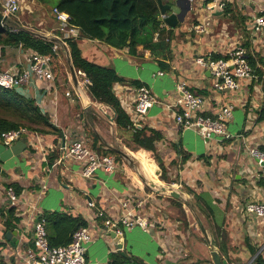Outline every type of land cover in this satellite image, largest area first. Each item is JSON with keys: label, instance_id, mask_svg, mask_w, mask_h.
Segmentation results:
<instances>
[{"label": "crops", "instance_id": "1", "mask_svg": "<svg viewBox=\"0 0 264 264\" xmlns=\"http://www.w3.org/2000/svg\"><path fill=\"white\" fill-rule=\"evenodd\" d=\"M189 1L191 9L173 28L159 13V28L167 37L169 50H158L156 56L142 46L131 54L127 48L77 38L84 59L112 69L123 80L113 90L133 129L159 136L154 147L168 182L161 180V168L151 152L131 142L133 148H129L123 142L126 137L117 132L115 112L90 99L79 84L80 78L71 76L68 52L62 51L65 59L51 82L30 79L18 88L22 96L35 102L42 116L49 117L58 135L26 132L20 155L0 163V264H26V250L34 248L35 221L45 213L71 216L86 224L92 241L85 264H191L210 260L201 225L206 233L217 236L227 264H254L259 255L264 260V220L245 210L249 203L264 204V167L249 155L253 148L264 149V30L255 33L252 28L254 19L264 14V0H226L222 12L209 11L208 0ZM28 2L19 0L14 16L19 23L23 10L29 11ZM162 3L172 5L173 0ZM197 26H203L204 31L196 32ZM36 28L38 35L53 38L57 23L52 18L51 23L39 22ZM157 40L154 35L153 41ZM238 46L245 50L249 65L255 66L251 67L254 77L241 81L235 91L218 90L207 60L227 57ZM25 57L18 47L3 48L0 71L22 72ZM179 82H185L191 94L204 99V116L214 118L221 108L233 107L227 123L228 138L202 137L175 124V109L168 106L178 98ZM140 86L149 89L155 99L141 117L134 111L135 89ZM80 96L87 99L88 108ZM73 139L82 140L93 151L114 149L125 164L115 161L113 172L99 170L91 179H83L80 164L64 156ZM56 151L59 158L49 166L47 158ZM181 151L187 156L183 161ZM134 163H139L143 175L133 169ZM11 185L20 189L13 204L7 195ZM164 187L179 193V199L162 192ZM168 199L176 200L182 209ZM137 200L143 201L136 212L147 221V231L138 226L123 229L114 239L102 233L98 211L106 218H117ZM10 208H14L19 223L6 229L4 221ZM7 232L14 233L16 242L6 238Z\"/></svg>", "mask_w": 264, "mask_h": 264}, {"label": "trees", "instance_id": "2", "mask_svg": "<svg viewBox=\"0 0 264 264\" xmlns=\"http://www.w3.org/2000/svg\"><path fill=\"white\" fill-rule=\"evenodd\" d=\"M39 3L49 5L66 13L69 16V23L79 29L78 39H90L104 42L107 45L117 48H127L133 54L138 46L150 51L156 56V51L168 52L169 45L166 43V36L159 28V9L156 0H37ZM2 0H0V11ZM52 15V14H51ZM15 16V15H14ZM10 17L4 26H0V50L6 47H18L26 54L33 53L45 56L50 59V66L53 75H58L61 70L62 51H52L57 43L56 37L60 36L56 30L53 38H43L38 33L27 29L18 22L17 18ZM53 17V16H52ZM54 19V17H53ZM55 20V19H54ZM16 28L17 31H12ZM158 34L157 42H154V35ZM78 39H66L69 60L75 71L80 72L89 81L87 94L90 99L98 104L110 107L115 112L114 123L117 132L132 145L152 153L155 161L161 168V180L168 182L166 172L158 159L155 142L159 136L156 133L143 130H134L132 122L123 110L113 87L123 83L115 72L106 67L96 65L87 61L81 56L77 46ZM220 57H214L218 59ZM249 59V58H248ZM251 67H255L251 64ZM25 129L27 132L39 134L58 135V130L50 124L47 115L42 116L33 100L22 96L18 88H0V134L9 130ZM129 134V137L127 135ZM91 149V148H90ZM94 149V148H93ZM92 150V149H91ZM93 151V150H92ZM99 156H112L115 161L125 164L119 152L111 150L96 151ZM59 151L53 152L47 158V163L52 166L59 158ZM182 161L187 156L181 151ZM175 164V163H174ZM12 187L16 196L20 189ZM8 188V187H7ZM175 206L181 208L176 200L168 199ZM183 215V211L181 210ZM14 208H10L6 214L4 225L6 229H13L18 226V219L14 217ZM45 222L46 237L49 246H65L70 243L72 235L80 228H86V224L77 218L60 215L58 213H45L40 216ZM216 241L218 240L215 236ZM218 245V241H217ZM219 252H222L220 244ZM189 264V263H181ZM191 264H212L210 260L198 261ZM254 264H264L262 256L254 260Z\"/></svg>", "mask_w": 264, "mask_h": 264}, {"label": "built area", "instance_id": "3", "mask_svg": "<svg viewBox=\"0 0 264 264\" xmlns=\"http://www.w3.org/2000/svg\"><path fill=\"white\" fill-rule=\"evenodd\" d=\"M226 0H208L207 9L209 11L225 10ZM19 0H2V15L6 21L16 15L19 11ZM54 17L60 36L56 37L57 43L52 47V51L58 50L67 52L66 39H77L79 29L69 23V16L53 8L51 11ZM164 19V16H161ZM5 21V22H6ZM0 22V26H4ZM253 31L260 33L264 30V14L257 16L252 24ZM196 32L204 31L203 26L194 28ZM16 32L17 29L13 28ZM158 34H155V38ZM26 68L22 72L15 70L0 71V88L12 89L25 86L30 79L37 81L51 82L53 73L50 66V59L45 56L33 53L26 54ZM199 63L204 61L199 60ZM207 67L216 80L215 87L218 90L235 91L239 88L241 81L254 77L253 70L248 63L245 50L241 47L233 48L224 58L208 59ZM80 78V85L84 91H87L90 85L89 81L80 72H75ZM161 74V73H160ZM178 98L175 103L168 106L175 109V124L183 129H192L199 133L202 137L219 136L220 138H228L227 123L232 117L233 107L228 105L220 109L217 117H207L201 113L204 99L201 96L191 94L185 82H179L176 86ZM69 96V93L65 94ZM155 104L151 91L146 87L140 86L135 89V106L134 111L138 116H144L149 109ZM25 129L9 130L0 134V141L6 147H9L22 135L26 134ZM249 155L258 165L264 167V149L253 148L249 151ZM64 156L72 159L80 164V176L83 179H91L94 174L101 170L104 173H111L116 167L115 159L111 156H99L92 151L82 140L73 139L65 147ZM7 195L11 203L16 202V195L13 189H7ZM133 205L127 208L122 215L117 218H106L102 211L97 212V218L101 219V230L103 234L114 232L116 235H122L123 229H132L136 226L144 231L148 229L147 221L141 217L136 211L142 208L143 201L137 200L131 202ZM125 203L123 206H127ZM246 213L254 215L264 220V204L249 203L246 206ZM92 241L91 233L87 228L78 229L71 238L69 244L65 246L51 247L48 244L45 230V222L40 217L34 225V248L26 250V264H85V254L88 244Z\"/></svg>", "mask_w": 264, "mask_h": 264}, {"label": "water", "instance_id": "4", "mask_svg": "<svg viewBox=\"0 0 264 264\" xmlns=\"http://www.w3.org/2000/svg\"><path fill=\"white\" fill-rule=\"evenodd\" d=\"M156 3L159 9V13L161 14V16H164L165 18L164 22L167 25H169V27L171 28L174 27L176 20L180 18L181 15L185 14L191 9V4L189 0H173L172 5H163L162 0H156ZM5 21L6 18L2 15L0 11V22L4 23ZM70 73L71 76L75 79V71L71 64H70ZM80 99L83 105L86 108H88L89 102L87 101V99H85V97H81ZM26 138H27L26 134L22 135L19 140H17L9 147H6L0 141V163H5L14 157H18L25 148ZM122 156L126 157L124 154H122ZM161 191L166 193L169 192V195L172 198L179 199V193L177 192L174 193L173 191L170 190V188L168 190V188L164 187L161 189ZM201 231L208 242L210 260L212 264H227V260L223 257V255L220 254L218 250V245L215 236L213 234L206 233V230L202 225H201ZM13 235H14L13 232L12 233L7 232L6 238L11 242H16L15 238L12 237ZM109 236L112 239L117 237V235L114 232H110Z\"/></svg>", "mask_w": 264, "mask_h": 264}, {"label": "rangeland", "instance_id": "5", "mask_svg": "<svg viewBox=\"0 0 264 264\" xmlns=\"http://www.w3.org/2000/svg\"><path fill=\"white\" fill-rule=\"evenodd\" d=\"M28 10H23L24 12L21 13L22 15L19 16L20 18V22L22 24V26L26 27L27 29H30L31 31H34L36 33H38V30L36 28V25L39 23V22H42V23H48L49 20H50V23H51V19L53 18L52 15H51V7L49 5H44V4H41L39 3L38 1H31L29 0L28 4ZM39 34V33H38ZM53 35V34H52ZM51 36V35H50ZM62 54V58L65 59L63 52L61 53ZM127 146L129 148H133V146L130 145L128 139H127ZM126 154V153H125ZM134 154V153H133ZM138 154V153H137ZM137 154H134V155H137ZM130 157V154L127 153V158ZM133 169L136 170V172L140 173L141 175H143L142 173V169L139 165V163H134L132 165ZM156 177V176H155ZM157 178V177H156ZM158 179V178H157ZM158 181H160L158 179ZM161 182V181H160ZM162 183V182H161ZM160 183V184H161ZM162 186H164L163 184H161ZM166 186V185H165Z\"/></svg>", "mask_w": 264, "mask_h": 264}]
</instances>
